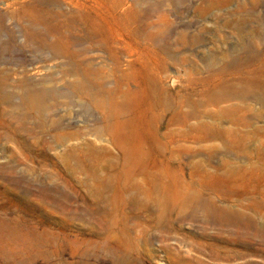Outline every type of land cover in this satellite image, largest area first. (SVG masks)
Returning a JSON list of instances; mask_svg holds the SVG:
<instances>
[{
	"label": "rangeland",
	"instance_id": "374dc122",
	"mask_svg": "<svg viewBox=\"0 0 264 264\" xmlns=\"http://www.w3.org/2000/svg\"><path fill=\"white\" fill-rule=\"evenodd\" d=\"M247 49L264 53V0H0V81L8 77L15 94L11 104L0 102V264H242L244 259L212 257L214 247L238 246L227 244L209 213L177 216L176 210L147 198L145 182L156 170L151 162L144 161V173L119 192L123 182L117 174L132 165L135 153L151 159L122 136L133 126L134 139L145 140L146 116L131 99L121 118L127 125L118 123L112 132L114 121L76 85L89 80L102 96L114 94L124 101L130 98L124 92L141 80L140 59L157 58L165 65L157 73L160 85L173 96L174 106L184 102L187 109L183 88L189 78H204ZM210 56L215 62L209 66ZM29 82L58 91L43 102L44 112L20 105L23 84ZM201 92L200 85L187 90L201 110L220 106ZM161 112L165 131L173 112ZM256 121L264 126V119ZM222 124L232 125L228 118ZM252 135L246 153L241 136L205 139L203 134L198 141L176 136L183 147L172 152L182 179L200 197L222 206L236 204L264 222L249 206L264 201L260 174L224 166L225 161L257 164L264 132ZM226 142L231 154L225 152ZM96 147L101 148L98 166L92 153ZM126 150L135 152L125 157ZM68 153L71 162L63 158ZM233 182L245 191L256 190V197L240 202L228 195L222 186ZM98 188H103L101 198L94 194ZM136 198L150 208L133 207ZM260 246L248 259L264 264Z\"/></svg>",
	"mask_w": 264,
	"mask_h": 264
},
{
	"label": "bare ground",
	"instance_id": "6f19581e",
	"mask_svg": "<svg viewBox=\"0 0 264 264\" xmlns=\"http://www.w3.org/2000/svg\"><path fill=\"white\" fill-rule=\"evenodd\" d=\"M246 35L247 33H245V30L241 28V36L245 38ZM207 60L210 66L215 62V57L210 56ZM140 61L143 68L141 80L137 81V88H128L124 92L127 97L130 96V98L126 97L127 99L124 101L117 100L114 94L108 97L102 96L89 80H85L76 85L78 89L86 92L92 105L103 111L107 120L114 121V127L109 126L112 132L118 129V123H127L121 118L122 116L125 117V113H127L128 110V104L126 102L129 103L131 99L137 104L136 108L142 111L146 116L145 120H143V126L147 133L145 140L142 138L134 139V137H137V132H135L133 126L125 131L123 130L122 136L129 139L131 142L135 141L138 147H143L141 150H146L147 155H151V159H144L140 154L141 152L137 153L138 155L135 153V160L132 165L117 174L118 181H120V183L123 182L119 186V192H124V185L130 179H133L136 174L144 173V170L141 168V164L144 161L151 162L153 166L156 167V170L150 172V176L145 182V189L149 200L158 202L160 207L163 206L164 209H169L170 211L176 210L177 216L185 215L189 212L209 213V215L213 217L212 221L214 224L219 227L220 233L222 232V237L226 240L227 244L238 246V248L231 247L224 251L214 247L211 254L212 257L214 259H226L228 261L232 259H244L242 264H258L256 261L248 259V257L258 253L257 245L264 247V222L253 219L245 212L234 208L236 204L231 205L230 203L226 206H222L214 199H203L204 197H200L198 189L194 187L191 182L182 179V168L180 165H174L172 151L176 148L179 149L183 147L181 143H178L175 139L176 136L198 141L201 138V134L204 135L205 139L223 136H232L231 138L234 139L241 136L243 139L242 142L244 143V147L241 151L246 153L249 150V143L253 139V131L264 132V126L256 125V120L264 119V53H255L247 49L245 54H237L231 62L225 63L221 69L213 71L204 78L190 77L188 86L183 88L184 101L189 104V108L187 109L184 108L186 105L184 102L174 106L173 96L160 85V76L157 73L165 71V65L161 63V60L149 58V60L140 59ZM133 77L134 75L131 74L128 78ZM29 83L23 84L20 105L29 108V110L35 113L44 112L45 107L43 102L48 97L59 95L58 91L55 89L36 88ZM198 85L202 87V94L209 96L210 100L216 101V103L220 105L217 109L201 110L199 108V102L197 100H191L192 98L188 95L187 90H189L190 87L193 89L197 88ZM105 90L107 91V89ZM14 99L15 94L12 90H9L8 77H6L0 81V102L11 104ZM232 99H237L238 102H230ZM249 100L254 101L255 104H249ZM256 105H259V107ZM165 110H172L173 114L167 121L166 130L162 131L164 116L161 111ZM250 111H253V115L247 116V113ZM240 112H242V115H240ZM243 113L245 115H243ZM24 118H26V115L20 117V121L22 122ZM227 118L230 119L231 124L235 126H224L222 121ZM173 125L179 127H169ZM13 137L18 140L14 134ZM164 138L166 140H164ZM168 138L171 140H167ZM115 140L118 142V136H115ZM224 147L227 154H231L234 151L228 142L224 143ZM100 151V147H96L95 150L92 151L96 166L100 163ZM170 151L172 153L168 155ZM131 152L135 151L126 150L123 154L126 157L128 155L130 156ZM258 152L259 159L257 164L246 166L225 161L224 166L229 167L232 171L246 172L251 170L258 172L260 174L259 179L264 182V170H262V164H264V142L260 144ZM70 153H68L66 157H63L66 158L67 162L70 161ZM85 157L86 154H82L81 158L84 162L86 161ZM6 168L11 170L10 167ZM233 183L235 184L236 182ZM234 184L225 185L222 186V188L228 192V195H235L241 200L240 202L249 197H256V190L253 192L245 191L246 189H241L242 185L240 186L239 183H236V185ZM94 194L101 198L103 196V188H98ZM34 196H38V194H34ZM143 202L137 199L133 207L149 209L150 207L148 204ZM241 206L243 205L241 204ZM249 206L254 209L257 214H261V216L264 217V201L251 203ZM161 213L163 212L159 214L161 215ZM156 224L158 226L162 225L160 217L157 219Z\"/></svg>",
	"mask_w": 264,
	"mask_h": 264
}]
</instances>
